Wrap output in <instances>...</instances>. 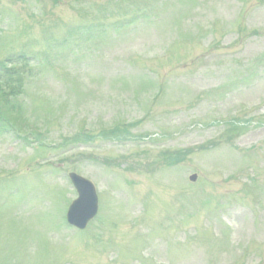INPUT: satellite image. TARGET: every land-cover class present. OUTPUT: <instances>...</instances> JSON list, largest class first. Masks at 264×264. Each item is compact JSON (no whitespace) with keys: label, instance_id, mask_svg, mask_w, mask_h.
<instances>
[{"label":"rangeland","instance_id":"374dc122","mask_svg":"<svg viewBox=\"0 0 264 264\" xmlns=\"http://www.w3.org/2000/svg\"><path fill=\"white\" fill-rule=\"evenodd\" d=\"M262 121L264 0H0V264H264Z\"/></svg>","mask_w":264,"mask_h":264},{"label":"water","instance_id":"95a60500","mask_svg":"<svg viewBox=\"0 0 264 264\" xmlns=\"http://www.w3.org/2000/svg\"><path fill=\"white\" fill-rule=\"evenodd\" d=\"M69 177L77 191L78 198L71 204L67 212V221L70 225L83 229L96 214V196L92 186L87 181L73 174ZM191 179L194 180V177Z\"/></svg>","mask_w":264,"mask_h":264}]
</instances>
